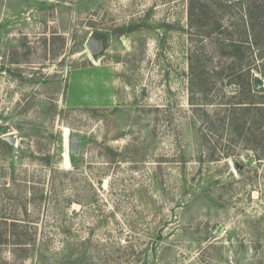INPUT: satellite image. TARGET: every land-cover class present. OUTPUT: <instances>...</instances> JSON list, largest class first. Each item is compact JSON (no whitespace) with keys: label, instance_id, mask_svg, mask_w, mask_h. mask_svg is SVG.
I'll list each match as a JSON object with an SVG mask.
<instances>
[{"label":"rangeland","instance_id":"1","mask_svg":"<svg viewBox=\"0 0 264 264\" xmlns=\"http://www.w3.org/2000/svg\"><path fill=\"white\" fill-rule=\"evenodd\" d=\"M199 33L188 0H0V264H264V161L189 103L190 54L226 61Z\"/></svg>","mask_w":264,"mask_h":264},{"label":"trees","instance_id":"2","mask_svg":"<svg viewBox=\"0 0 264 264\" xmlns=\"http://www.w3.org/2000/svg\"><path fill=\"white\" fill-rule=\"evenodd\" d=\"M244 9L238 37H229L221 31L222 23L215 21L213 27L204 29L201 23L205 14L218 12L215 2L203 4V0H188V15L191 26L201 36L211 37L223 46L226 61L216 68H208L203 53L192 52L189 56L190 85L189 103L193 106L196 121L202 120L207 142L213 151L220 145V155H233L234 142L251 152L249 161H264V0H241ZM229 9L233 1L225 3ZM257 28L258 35L251 29ZM205 30V31H204ZM218 32V37L213 34ZM221 34V35H220ZM229 42V44H226ZM261 51L255 54V46ZM202 47V46H201ZM200 47V48H201ZM260 50V49H259ZM257 57V63L254 61ZM220 82V86L216 83ZM234 85L230 92L225 86ZM215 85V86H214ZM213 112V113H212ZM212 113V114H211ZM210 133L213 136L210 137ZM219 133L221 136H219ZM218 136V139H217ZM226 136V138H225ZM215 137V139L213 138ZM227 137L229 140H227ZM217 139V140H216ZM241 164V163H239ZM241 170V165H238ZM3 238V237H1Z\"/></svg>","mask_w":264,"mask_h":264},{"label":"water","instance_id":"3","mask_svg":"<svg viewBox=\"0 0 264 264\" xmlns=\"http://www.w3.org/2000/svg\"><path fill=\"white\" fill-rule=\"evenodd\" d=\"M88 48L91 51L92 54L96 55L101 51V44L98 41H91L88 44ZM5 140L10 141V143L15 144L16 143V137H5ZM71 151L73 154H77L79 151V138L74 137L71 141Z\"/></svg>","mask_w":264,"mask_h":264},{"label":"bare ground","instance_id":"4","mask_svg":"<svg viewBox=\"0 0 264 264\" xmlns=\"http://www.w3.org/2000/svg\"><path fill=\"white\" fill-rule=\"evenodd\" d=\"M66 160L70 162V155H69V150L66 151Z\"/></svg>","mask_w":264,"mask_h":264}]
</instances>
